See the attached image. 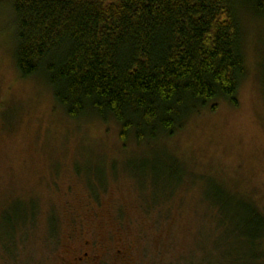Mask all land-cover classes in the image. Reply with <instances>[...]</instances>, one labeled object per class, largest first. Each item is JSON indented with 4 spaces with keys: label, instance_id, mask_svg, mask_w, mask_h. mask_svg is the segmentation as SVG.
<instances>
[{
    "label": "rangeland",
    "instance_id": "374dc122",
    "mask_svg": "<svg viewBox=\"0 0 264 264\" xmlns=\"http://www.w3.org/2000/svg\"><path fill=\"white\" fill-rule=\"evenodd\" d=\"M5 3L2 242L5 214L35 205L38 213L33 227L15 236L16 248L0 244V264H70L74 253L96 256L95 264H235L227 256L245 252L231 206L246 203L264 215V21L241 17L246 76L237 107L219 102L215 112L207 107L191 116L172 138L123 146L113 121L70 119L43 79L20 77ZM51 219L59 223L57 242L48 240Z\"/></svg>",
    "mask_w": 264,
    "mask_h": 264
},
{
    "label": "trees",
    "instance_id": "16d2710c",
    "mask_svg": "<svg viewBox=\"0 0 264 264\" xmlns=\"http://www.w3.org/2000/svg\"><path fill=\"white\" fill-rule=\"evenodd\" d=\"M4 2L20 77L43 79L70 119L113 121L123 146L130 139L140 146L172 138L191 116L207 107L215 112L219 102L237 107L246 76L241 17L264 21V0ZM231 207L245 253L228 259L262 264L264 215L246 203ZM25 208L4 215L0 244L7 251L17 247L18 233L33 227L38 208ZM49 225L48 240L57 242L59 223Z\"/></svg>",
    "mask_w": 264,
    "mask_h": 264
},
{
    "label": "flooded vegetation",
    "instance_id": "af4514ba",
    "mask_svg": "<svg viewBox=\"0 0 264 264\" xmlns=\"http://www.w3.org/2000/svg\"><path fill=\"white\" fill-rule=\"evenodd\" d=\"M96 261H98L96 256L88 257L87 253H82L81 255L80 253H74L71 257L70 264H95Z\"/></svg>",
    "mask_w": 264,
    "mask_h": 264
}]
</instances>
